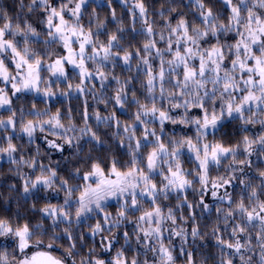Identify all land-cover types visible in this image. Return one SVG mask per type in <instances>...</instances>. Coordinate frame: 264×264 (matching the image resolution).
Masks as SVG:
<instances>
[{"label":"snow or ice","instance_id":"1","mask_svg":"<svg viewBox=\"0 0 264 264\" xmlns=\"http://www.w3.org/2000/svg\"><path fill=\"white\" fill-rule=\"evenodd\" d=\"M121 3L128 8L131 32L125 30L114 10L111 18L117 25L115 31L106 30L107 22L100 21L95 10L96 30L92 31L91 24L86 29L82 19L88 0H31L27 5L20 0V12L15 17L0 9V109L9 113L7 119L0 116V130L11 129L0 136V156L17 166L25 197L48 190L64 194L62 203L45 204L39 209L40 219L35 224L19 214L15 223L0 218V238L12 241L11 256L0 244V264H77V256L79 264H141L140 255L145 257L143 264H177L173 246L177 237L185 264H195L194 253L185 248L189 236L193 241L204 239L193 212L195 208L210 211L204 200L208 193L220 201L211 229V238L220 252L219 264H235L236 259L239 264H264V168L255 169L258 180L248 175L253 169V156L264 161V0H181L176 6L168 0V7L161 5L156 13L163 21L159 31L150 18L146 0H132L130 6L128 0ZM181 6L184 12L178 11ZM25 7L28 13H43L37 22L46 29L44 51L37 50L41 31L27 17L21 19ZM108 7H112L111 0ZM137 20L141 23L139 30ZM133 33L143 38L135 50L131 43L124 46L126 36L136 38ZM101 35L107 39H101ZM53 45L62 47L67 55L54 49L49 52ZM89 63L95 65L94 69L88 67ZM121 64V71L133 73L135 69V74L121 79L109 69ZM68 66L77 70L79 83H68L61 95L84 96L87 84L95 87L94 81L106 90L111 77L115 83L113 95L92 94L97 104L105 108L111 105L114 110L102 116L85 100L79 113L83 124L77 128L71 110L67 115L59 109L51 113L48 109L37 110L33 104L32 111H20L17 133V112L11 97L40 93V84L46 85L42 94L52 96L50 81L53 77L67 81ZM45 72L50 74L48 80L44 79ZM9 85L11 96L6 90ZM131 108L135 111L122 125L115 109L128 114ZM93 118L95 126L89 123ZM226 121L241 125L242 138L234 144L215 138L217 133L225 135L221 128ZM166 124L192 128L195 136L185 132L166 138ZM100 125L115 129L111 135L125 150L128 158L124 163L114 155L95 159L89 155L81 162L84 171L74 167L65 179L60 175L59 161L53 167L50 159L48 164L39 160V147L34 156L26 159L21 153L16 159L19 146L13 139L26 136L32 143L37 132L45 134L48 149L58 152H63L65 144L73 147L74 141L79 143L85 137L93 149L103 146L106 141L99 134ZM256 125L260 126L259 132L247 134L248 126ZM81 151L82 145L76 148V156ZM185 152L192 162L191 169L184 167ZM21 167L32 174L20 172ZM222 167L224 174H219ZM213 171L217 175L213 176ZM77 178L78 183H70ZM237 183L240 192L234 196L228 189ZM189 189L200 196L197 204L189 202ZM173 195L175 209L186 206L188 211L187 217L181 211L179 224L175 209L162 204ZM110 200L117 201L115 215L106 208ZM32 208L35 211V204ZM92 216L97 219L88 225L89 235L99 237V248L93 246L81 255L73 228ZM189 219L193 221L190 231L185 227ZM126 223L133 225L131 233H121V225ZM133 238L143 252L131 247ZM121 239L123 245L116 248ZM79 240L84 242L83 234ZM56 247H63L64 254L57 256L49 251ZM129 249L136 253L131 258Z\"/></svg>","mask_w":264,"mask_h":264},{"label":"trees","instance_id":"2","mask_svg":"<svg viewBox=\"0 0 264 264\" xmlns=\"http://www.w3.org/2000/svg\"><path fill=\"white\" fill-rule=\"evenodd\" d=\"M132 1V0H128ZM31 0H24L25 5L30 3ZM112 2V7H108V0H103V2L98 3L95 0H88V4L86 5V11L83 14V19H82V24L86 27L89 24H91L92 31L96 30V23L98 22L95 18H93V11L95 10V16L99 18L100 21H106L107 22V31L112 32L115 31L117 28V25L112 21L111 18V13L114 10L116 13L117 19L123 20L124 22V27L125 30L128 32H131V17L128 12V8H126L120 0H111ZM20 3V0H0V9H3L9 13V15L15 17L19 12L20 9L18 7ZM146 3L149 5V14L150 18L155 21V26L156 30L159 31L160 27L163 25V21L160 19L156 13L160 10L161 5H163L165 8L168 7V0H146ZM181 0H173V6L180 5ZM155 4V7H151V5ZM219 6H217L218 8ZM179 12H184L185 8L183 6L178 8ZM173 16L176 14L173 13ZM38 16H43V13L37 11L34 13H28L27 8L25 7L23 14L21 16V19H24L27 17L31 23L34 24L35 27L39 31H41V37L43 39H39L37 42L38 44V51H44V46L43 42L47 38L45 33L46 29L43 28L41 24L37 22V17ZM227 17V13H225V19ZM189 20L192 19V16L189 15L187 17ZM136 29L139 30L141 28V23L139 20L136 22ZM133 35L136 37L135 39H132L131 36H126L125 37V42L124 46H127L129 43L132 45V49L135 50L136 47H140L142 45V40L143 38L135 33ZM101 39L106 40L107 37L105 35H101ZM228 39V38H225ZM37 44H34L33 47L36 48ZM163 47V45H160ZM53 49L56 52L62 53V49L59 46L53 45V48L48 49L49 52L53 51ZM55 57V56H53ZM52 57V58H53ZM124 66L121 64L117 67L109 68L111 71H113L117 76H119L121 79H125L130 75L135 74V69L133 73H129L126 69L121 71V69ZM76 77V76H75ZM77 78V77H76ZM143 79V77H141ZM77 83V81H75ZM56 85H61L65 86L66 84H60L59 82L55 83ZM53 85V83H52ZM110 89H106L108 93L104 96H111L114 94L113 89L115 87L114 81H111L109 84ZM137 91L139 92V86L137 84ZM100 92V89H99ZM85 100L87 101V104L89 105V108H95L97 111L100 112L102 116L110 114L114 109L111 105L109 107L105 108L104 104H97L93 96L87 95L86 98L82 97H69L67 99H59L57 100L56 103L50 104V111L55 113L58 109L65 115H67L68 111L71 110L73 114V120L72 123L76 124L77 128L81 127L83 124L81 115L79 113L82 112L83 106L85 103ZM12 104L14 107V110L17 111V117H19L20 111L23 110L25 113L30 112L33 109V104L36 105L37 110H42L45 108L47 105L46 103L41 100L34 98L32 95L29 94H23L16 96L12 99ZM117 111L119 118L122 122L127 121L129 119V116L131 115L132 112L135 111L134 108H131L128 112V114H125L123 112H120L119 109H115ZM193 112L199 115V110L194 109ZM8 112H4L0 114V116H6L8 115ZM28 118L31 117H26L25 119L27 120ZM65 124H68L67 120L64 121ZM89 123L93 126H95V119L93 118L92 120L89 121ZM240 127L241 125L239 122L232 123L230 121H226L225 125L221 128V132L225 133L223 137H221L220 133L216 134V139H223L224 143L226 144H234L238 140L242 138V133L240 132ZM166 138L167 136L173 135V136H180L183 133H187L190 136H195L194 129L192 128H185L182 125H172V124H166ZM99 134L103 140L106 141V143L103 146H98L95 149H93L92 145L87 143L88 138L85 137L83 140L79 141V143L75 142L73 144V147H71L69 150L61 153V154H53L50 151H48L41 143L33 141L32 143H29L28 140L25 138L21 137L19 139H13V143L19 146V151L16 153L17 159L20 158L21 153L24 155V157L30 158L31 156H34L36 154V149L37 147L40 148V156L39 160L44 163L48 164L49 159L52 161L53 167H56V162L59 161V172L60 175L63 176L65 179L69 178V173L74 167H81V171H84V167L82 166V161L91 155V158L95 159L97 157H111L114 155L118 160H120L121 163H124V161L128 158L125 154L124 149L119 148V142L116 140H113L112 138V131L115 129H108L105 128L103 125L98 126ZM122 130V129H121ZM158 130V129H157ZM260 130V126L256 125L255 127L253 126H248L247 134L252 135L258 133ZM3 130H0V134ZM209 142L213 140V137L210 135L208 137ZM82 145V151L80 152L79 156H76V148ZM182 159L185 161L184 167L185 169H191L192 167V162L188 155L185 153L182 154ZM253 161V169L249 170L248 175L251 177L254 181L258 180V176L256 174L255 169L257 167L259 168H264V161L259 160L256 156H253L252 158ZM17 166L13 165L11 163H0V218H9L13 221V223L16 222V214H19V216L23 217L26 220L31 221L33 224L37 223L40 219V212L39 209L44 207L45 204H53L56 201L54 200H48L44 194L45 191H39V192H33L29 194V196L25 197L23 194V183L22 180L20 179V176L17 174ZM20 172L25 173L28 172L29 175L32 173L30 170L26 167H21L19 169ZM219 174H224V168L222 167L220 169ZM213 176L217 175L215 171L212 173ZM79 179L77 180H72L70 183H78ZM15 185L13 188L12 186ZM196 188H199V185H196ZM223 189L220 190V194H223ZM228 191L233 192L234 196L236 193L240 192V186L239 184H235L232 188H229ZM187 196L189 199V202L193 204H197L200 200V196L194 192L192 189H189L187 192ZM204 200L206 203L209 204L210 206V211L209 212H202L200 208H195L193 215L196 217L195 223L199 226L201 234L204 236L203 241L201 240H196L193 241L191 237H188V247L185 248V251H191L194 253V260L195 264H201L202 261L205 262V264H219V249L217 248L215 241L211 238V229L215 225L216 222V207L220 205V201L214 200L210 193L206 194L204 196ZM177 203L175 196L173 195L168 201H162L163 205H168L171 206L175 209V204ZM35 204V211H33L32 205ZM107 210L115 215L116 208H117V201L112 202L109 204H106ZM165 211H167V208H165ZM177 217H178V224L182 223L179 221V215L181 211H183V214L185 217L188 216V211L186 206H184L183 209H175ZM139 215V213H137ZM102 218V214H101ZM97 217L92 216L84 221H82L81 225L79 226H74L73 232L75 233L77 239L76 243L78 245L77 251L80 252L81 255H86L88 253L89 248L96 246L97 249L99 248L100 244V239L99 237H96L93 239L89 235V229L88 225L89 224H94L96 221ZM23 223V220L20 221ZM50 224V221H49ZM193 225V221L191 219L188 220L187 224L185 227L188 228V230H191V227ZM220 227L222 228L223 225L221 224ZM63 229V226H61V231ZM127 230L130 233L133 230V225L132 224H123L121 225V233L122 231ZM83 234L85 237V240L83 243L80 242L79 237L80 235ZM120 233H118L119 235ZM175 243V257L176 261L179 264H185L186 262V257L180 255V244L181 241L180 239L174 238L173 239ZM167 241V240H166ZM123 240L121 239L117 244L116 248H119L121 245H123ZM0 244H2L4 247L7 248L9 255L11 256L12 254V248L10 245L12 244L11 240H5L4 238H0ZM65 247L67 246L66 243V238H65ZM128 247V246H125ZM132 248H136L138 252H143V249L138 248L135 243H134V238L133 242L131 245ZM49 251H52L55 255L61 256L64 254V249L63 247H56L53 249H49ZM114 254V253H113ZM136 254L133 252L131 249L128 251V256L131 258L132 255ZM17 256H19V252L16 253ZM104 258L110 259L108 254H101ZM144 256L140 255L139 259L141 264H143ZM149 260L152 259L151 253L148 254ZM77 264H79L80 261V256L76 257ZM15 262V261H12ZM68 264H71V261L68 262ZM235 264H239V260H235Z\"/></svg>","mask_w":264,"mask_h":264},{"label":"rangeland","instance_id":"3","mask_svg":"<svg viewBox=\"0 0 264 264\" xmlns=\"http://www.w3.org/2000/svg\"><path fill=\"white\" fill-rule=\"evenodd\" d=\"M95 1H97L98 3L103 2V0H95ZM120 1H121V0H120ZM131 2H132V1H128L129 6L131 5ZM137 15H138V13H137ZM39 39H43V37L40 36ZM61 49H62V54H63V55H67V53L64 51V49H63L62 47H61ZM52 59H55V57H53ZM88 67H89L90 69H94L95 65H92L91 63H89V64H88ZM109 68H111V66H109ZM66 72H67V76L69 77V79H68L67 81H65V80H63V79H61V80L58 81V80H56V78H54V77H53L52 80L50 81V84H51V86H52V90H53V95H52V96L45 97V96L42 94V93H43V89L46 87L45 84H40V85H39V87H40V89H41V92H40V93H37V92H25V93H18L17 96H19V95H23V94H29V95H32L34 98H37V99H41V100H43V101L46 103V105H47L45 108H43L42 110H40V111H43V110H45V109L50 110V104H52V103H56L57 100H59V99H67V98H69V97H75V96L82 97V98H86L87 95L93 96V94H92L93 92H95L97 96H99V95H101V94L106 95V94L108 93L107 91H105V89H101V88H100V86H99V81H94L95 87H93V84H91V83H90V84H87V86H86V94H85L84 96H81V95H79V94L73 93L72 95H70V96H68V97H65V96L61 95V92L67 90V85H68V83H72L73 85L79 83V76H78V72H77V70L73 69L71 66H68L67 69H66ZM43 76H44V79H45V80H48V77L50 76V74L47 73V72H45V73H43ZM75 76H76L77 78H76ZM75 81H77V83H76ZM57 82H59L60 84H66V85H65L64 87L61 86V85H56L55 83H57ZM110 82H111V77H109V83H110ZM52 83H53V85H52ZM109 83H108V84H109ZM0 86H2V85H0ZM99 89H100V92H99ZM106 89L109 90V89H110V86L107 85V88H106ZM6 90L8 91L9 95L11 96L12 89H11V86H10V85L7 86ZM15 97H16V96H15ZM13 98H14V97H11V99H13ZM12 107H13V104H12ZM13 109H14V107H13ZM32 110H33V109H32ZM32 110H31V111H32ZM4 112H7V109H0V114H2V113H4ZM16 112H17V111H16ZM50 112H51V111H50ZM51 113H53V112H51ZM7 116H8V115L3 116V118H4V119H7ZM16 119H17V130H16V131H17V133H18V132H19V117H17ZM67 125H68V124H65V126H67ZM8 132H11V129H9ZM8 132H4V131H2L1 134H0V136H2V135H7ZM13 135H15V134H13ZM70 135H71V133H70ZM23 138H25L26 140H28V138H27L26 136H23ZM47 139L52 140V139H56V138H55V137H52V136H48ZM33 141H36V142L41 143V144H42V145H43L48 151H50V152L53 153V154H61V153L65 152V151H67V150H69V149L71 148V147H69L67 144H65V145H64V150H63V152H58V151L53 150V149H48L47 144H46V142H45V134H44V133H40V132H37V133L35 134V136H34V138H33ZM75 142H76V141H74L73 144H74ZM57 143H63V141H62V140H57ZM185 154L188 155L187 152H185ZM15 156H16V155H15ZM188 157H189V156H188ZM16 159H17V157H16ZM0 163H10V162L8 161V159H7L6 156H0ZM25 173H28V172H25ZM28 174H29V173H28ZM22 183H23V182H22ZM44 194H45V196H46V198H47L48 200H54V201H56L55 203H53L54 205L63 202L64 194H63L62 192L59 193V195H57L56 192H55L54 190H48L47 192H44ZM112 202H116V200H110V201L107 202V204L112 203ZM168 223L170 224V222H168ZM164 239H165V241H166V240L168 239V237L165 236ZM175 243H176V242L173 240V246H174V249H175V247H177V246H175ZM31 251H32V249L29 250V252H31ZM174 255H176L175 252H174ZM12 264H15V262H12ZM177 264H179V263H177Z\"/></svg>","mask_w":264,"mask_h":264}]
</instances>
